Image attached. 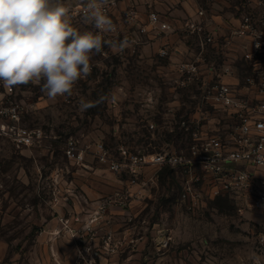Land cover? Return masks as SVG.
Listing matches in <instances>:
<instances>
[{
	"label": "rangeland",
	"instance_id": "1",
	"mask_svg": "<svg viewBox=\"0 0 264 264\" xmlns=\"http://www.w3.org/2000/svg\"><path fill=\"white\" fill-rule=\"evenodd\" d=\"M63 2L74 26L96 31L83 21L86 0ZM115 2L118 32L105 39L127 37L130 47L114 54L105 46L71 95L52 101L41 85L9 92L0 84L3 105L19 109L18 124L46 135L39 146H1L0 264H248L264 212L241 215L226 195L169 167L148 164L132 182L131 155L186 152L190 138L177 126L196 112L199 92L156 71L169 59L146 44L140 21H126L129 1ZM219 55L210 52L212 60L227 59ZM235 66L240 74L246 69L241 60ZM101 97L105 102L79 110L81 100ZM222 115L214 113L215 124ZM70 143L75 155L67 153ZM185 187L199 196L193 210L180 199Z\"/></svg>",
	"mask_w": 264,
	"mask_h": 264
},
{
	"label": "built area",
	"instance_id": "2",
	"mask_svg": "<svg viewBox=\"0 0 264 264\" xmlns=\"http://www.w3.org/2000/svg\"><path fill=\"white\" fill-rule=\"evenodd\" d=\"M127 1L125 19L129 24H138L136 0ZM116 4L115 0L108 2L104 11L114 21L118 32L112 15ZM257 6L260 10L243 14L239 26L219 46L218 35L208 30L202 21L190 18L186 22L185 29L197 40L199 51L192 60L178 64L176 83L182 87L195 85L199 96H195L196 112L181 118L177 127L190 141L186 152L163 149L150 158L131 155L128 166L134 175L133 183L138 171L148 164L169 167L196 182L208 183L216 194L231 199L241 215L249 210L264 212V0H258ZM198 15L203 16L204 11L199 10ZM139 26L142 34L150 31L161 34L171 29L155 11H150L148 21ZM233 43L241 51V61L246 66L244 74H240V69L228 58L211 59L210 47L222 50L223 46ZM171 51L169 46H164L159 54L167 57ZM229 77L237 82H226ZM218 112L223 115L215 124L214 113ZM19 120L18 107L3 105L0 100V149L5 141L17 147H34L46 138L42 129L22 127ZM150 127L155 126L150 124ZM73 148L70 143L69 155H75ZM113 167L118 169L120 165L113 163ZM190 191V187H185L180 199H188L187 209L193 210L199 196ZM257 243L256 253L248 264H264V233Z\"/></svg>",
	"mask_w": 264,
	"mask_h": 264
},
{
	"label": "clouds",
	"instance_id": "3",
	"mask_svg": "<svg viewBox=\"0 0 264 264\" xmlns=\"http://www.w3.org/2000/svg\"><path fill=\"white\" fill-rule=\"evenodd\" d=\"M83 3V0H82ZM108 0H86L83 21L96 31L74 26L71 7L63 0H0V84L9 92L22 85H41L49 100L71 95L92 70L91 59L107 46L114 54L130 47L104 11ZM81 100V112L105 102Z\"/></svg>",
	"mask_w": 264,
	"mask_h": 264
},
{
	"label": "crops",
	"instance_id": "4",
	"mask_svg": "<svg viewBox=\"0 0 264 264\" xmlns=\"http://www.w3.org/2000/svg\"><path fill=\"white\" fill-rule=\"evenodd\" d=\"M257 2L258 0H136L135 6L139 12L138 19L141 24L148 21L150 11H155L163 22L171 26L170 30L161 34H157L155 31L141 34L145 38L146 44L149 47L152 46L153 51H158V55L164 46H169L172 50L166 57L169 59L167 66H158L156 71L161 75L167 74V79L177 84V65L182 60L194 58L198 53L197 40L185 29L186 22L190 18L202 21L208 30L218 35L219 40L226 41L230 33L239 26L243 14L248 11L258 12L260 10ZM199 10L204 11L203 16L198 15ZM209 50L211 54L212 52L218 55L219 53L224 54L234 65H239L241 51L237 44L224 46L223 50L218 47H210ZM225 81L236 83L237 79L229 77Z\"/></svg>",
	"mask_w": 264,
	"mask_h": 264
}]
</instances>
